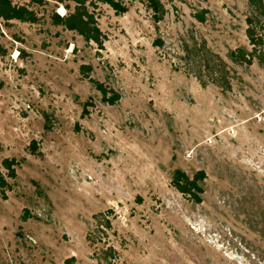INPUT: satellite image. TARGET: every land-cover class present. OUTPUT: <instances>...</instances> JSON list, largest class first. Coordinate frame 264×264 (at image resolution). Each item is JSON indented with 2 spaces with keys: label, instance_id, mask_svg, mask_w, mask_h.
<instances>
[{
  "label": "rangeland",
  "instance_id": "374dc122",
  "mask_svg": "<svg viewBox=\"0 0 264 264\" xmlns=\"http://www.w3.org/2000/svg\"><path fill=\"white\" fill-rule=\"evenodd\" d=\"M10 1L35 20L0 19V264H264V64L230 57L247 0L157 21L92 0L101 45L53 22L68 0ZM176 168L204 172L199 203Z\"/></svg>",
  "mask_w": 264,
  "mask_h": 264
},
{
  "label": "trees",
  "instance_id": "16d2710c",
  "mask_svg": "<svg viewBox=\"0 0 264 264\" xmlns=\"http://www.w3.org/2000/svg\"><path fill=\"white\" fill-rule=\"evenodd\" d=\"M34 3H40L42 0H30ZM59 4L62 3L63 8L69 10L70 6L63 4L67 0H53ZM73 3L72 9L68 12L58 15L52 14L53 22L62 25L65 29L73 30L83 37L86 41L95 42L101 45L100 30L94 22V17L91 11L87 9V4L92 3V0H68ZM110 6L115 12H124L125 6L117 0H100ZM248 4L253 7L256 14L246 16L244 34L247 39L250 49L245 47H237L230 52V57L238 63L251 64L255 58L260 64H264V5L262 0H247ZM147 7L152 11L153 21H157L161 12V4L159 0H145ZM202 20V16H197ZM0 19L11 20L17 19L20 21H34V13L22 5L15 6L10 0H0ZM84 66H80V70ZM82 71V70H81ZM83 72V71H82ZM95 88L100 91L101 99L109 103L113 102V97L106 96V90L101 83L93 81ZM12 158H4L1 160V166L5 173L0 171V197L5 198V189L9 188V184L5 177H13L14 169ZM202 170H196L191 176H188L179 168L173 170L171 185L182 195H185L194 203L201 201L200 194L203 189L201 182L204 178ZM68 260H66V263Z\"/></svg>",
  "mask_w": 264,
  "mask_h": 264
}]
</instances>
